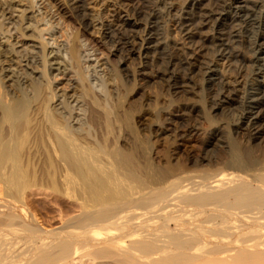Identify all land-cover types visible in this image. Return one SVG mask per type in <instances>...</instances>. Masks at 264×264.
<instances>
[{
  "label": "bare ground",
  "instance_id": "1",
  "mask_svg": "<svg viewBox=\"0 0 264 264\" xmlns=\"http://www.w3.org/2000/svg\"><path fill=\"white\" fill-rule=\"evenodd\" d=\"M66 3L88 29L83 0ZM155 3L115 0L102 38L122 57L160 61L183 92L197 77L179 115L168 113L176 101L113 99L94 49L89 59L77 38L58 43L37 0H0V264H264V156L253 148L264 138V0L179 11L158 0L186 40L176 64L157 15L145 18ZM194 149L219 151L220 167L183 171L177 154L195 165ZM45 199L55 228L38 216Z\"/></svg>",
  "mask_w": 264,
  "mask_h": 264
},
{
  "label": "rangeland",
  "instance_id": "2",
  "mask_svg": "<svg viewBox=\"0 0 264 264\" xmlns=\"http://www.w3.org/2000/svg\"><path fill=\"white\" fill-rule=\"evenodd\" d=\"M154 1H156L154 6H148L146 9H143L145 18L154 14L157 15L158 42L165 47L167 58L176 64L179 60V56H183L182 51L178 49L184 47L186 43V40L182 34L179 33L176 28V23L174 22L177 12L175 14H173V12L167 13L162 6L158 4V0H153V3ZM173 1L175 3L173 6L176 9L175 11H179L185 7L184 5L189 0ZM37 2L38 6H36L34 10L40 9L41 11L40 14H38L39 16L36 18L40 20L41 18H45V20L52 25L57 23L54 29L57 32L56 37H58V43L64 42L67 36L69 39L77 38L82 49L90 51L89 55H91V57H89V59L94 58L93 53L89 50L92 48L96 52V56H99L102 62H104L107 67V71L110 70L111 73L113 72L116 79L115 87L117 88V90L114 89L116 93L112 94L113 99L118 98L127 102L129 98L132 99L134 96V99L141 98L140 101L146 105L158 107L164 106L165 108L170 100L174 102L176 101V103H173L168 108V113L173 116L179 115L180 103L185 102V99L188 97H193L190 92L193 90L194 92H197L198 89L195 85L197 83V77L195 76H193L191 80L185 79L187 81H184L185 92H183L179 88H175L178 87L177 81L175 82V80L172 81L169 79V74L162 75L160 61L157 63L156 61L151 62L150 59L141 60L135 54H132L129 57H122L121 55L113 53L109 50L108 46H106L103 42L102 30L107 26H112L111 21L113 18L110 15L112 13V4L115 0H83L86 6V12L91 21V26L88 29L81 27L77 23V20L72 16V13L67 7L68 5L66 0H37ZM116 6H120V4H117ZM39 26L41 25L39 24ZM45 38L48 40L49 37L47 34H45ZM25 41L31 43L36 40L33 37H27L25 38ZM205 53L206 52H202L198 55L204 57ZM208 54L209 52L206 53V55ZM139 72L144 75L139 74ZM126 73L132 76L130 81H127V78L125 80ZM178 76L180 79L185 77L182 71H178ZM57 80L62 82L63 78L61 76H57ZM206 102L208 108L209 102ZM208 111L211 113L210 109ZM210 115L213 116L212 119L216 123L221 121V117L218 116V114L214 115V113H211ZM191 123L195 124L193 118L186 123V126ZM196 124L203 126V123L200 121H197ZM236 138L237 140L242 141L241 136H237ZM253 148L256 153H261L264 156V138L259 144H255ZM194 151V159L196 160L195 165L188 162L187 152H178L177 161L179 164H182L183 171L195 175L205 169H215L220 167L219 157L221 156V153L219 151L202 152L199 149H194ZM203 156L210 158L212 163L208 164L206 162H202L201 158ZM33 197L34 196L31 197L33 200L38 198L36 196L34 198ZM44 201L46 202L45 205H47L46 215H44V211V214L38 211V216L42 217V220L44 219L43 222L46 221L52 226L55 225L52 227L55 228L56 225L58 226L57 223L59 222V218L57 217L58 214L56 213L58 207L54 206L55 204L53 205L51 202H47L49 201L48 199H45ZM83 264H89V262H85Z\"/></svg>",
  "mask_w": 264,
  "mask_h": 264
}]
</instances>
